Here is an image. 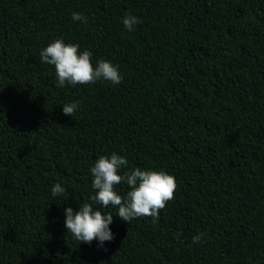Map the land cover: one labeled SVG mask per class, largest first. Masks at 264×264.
Masks as SVG:
<instances>
[{"label": "trees", "instance_id": "1", "mask_svg": "<svg viewBox=\"0 0 264 264\" xmlns=\"http://www.w3.org/2000/svg\"><path fill=\"white\" fill-rule=\"evenodd\" d=\"M56 39L122 82L58 87ZM112 153L174 176L157 219L91 201ZM84 203L114 216L103 247L67 233ZM0 264H264V0H0Z\"/></svg>", "mask_w": 264, "mask_h": 264}, {"label": "clouds", "instance_id": "2", "mask_svg": "<svg viewBox=\"0 0 264 264\" xmlns=\"http://www.w3.org/2000/svg\"><path fill=\"white\" fill-rule=\"evenodd\" d=\"M72 20L87 23V17L79 12L72 13ZM138 23L140 20L135 15L126 14L122 19L123 26L129 32ZM40 56L42 63L54 66L57 86L60 88L66 84H93L98 80L110 81L115 85L122 82L116 66L110 61L98 59L94 67L91 62L92 53L87 49L80 51L78 44H65L62 39H56L41 50ZM78 108V102L64 104L62 114L73 117ZM127 164V159L116 153H112L110 157L101 155L95 161L90 168L92 188L95 190V195L90 197L91 201L105 208H118L117 216L127 223L141 216L157 219L159 212L174 199L177 187L174 176L164 171L141 170L139 167L119 174ZM119 184H125L130 189L126 197L117 194L115 188ZM65 190L60 183H56L51 192L55 197ZM63 215L67 233H71L79 242L91 244L93 240H98V247H103L105 241L114 239L109 227L114 216L94 210L92 203L82 204L78 211L67 207ZM201 240L202 234L193 237L194 243Z\"/></svg>", "mask_w": 264, "mask_h": 264}]
</instances>
